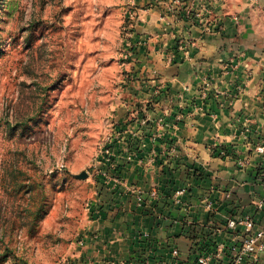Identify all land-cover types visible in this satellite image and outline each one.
Instances as JSON below:
<instances>
[{"label":"rangeland","instance_id":"rangeland-1","mask_svg":"<svg viewBox=\"0 0 264 264\" xmlns=\"http://www.w3.org/2000/svg\"><path fill=\"white\" fill-rule=\"evenodd\" d=\"M157 8L197 25L189 0H0V264L94 263L84 243L120 178L126 91L158 87L142 32ZM188 43L157 53L175 63Z\"/></svg>","mask_w":264,"mask_h":264},{"label":"crops","instance_id":"crops-1","mask_svg":"<svg viewBox=\"0 0 264 264\" xmlns=\"http://www.w3.org/2000/svg\"><path fill=\"white\" fill-rule=\"evenodd\" d=\"M189 6L197 25L177 17L167 25L160 8L142 16L156 18L142 32L153 35L146 62L155 65L158 87L126 91L137 108L112 141L120 178L102 205L108 214L96 215L84 243L82 256L93 264L165 263L173 248L180 264L205 255L210 264H232L216 247L240 244L245 229L228 222L264 223V153L257 151L264 144V0ZM181 40L189 42L185 59L171 63L166 51L157 53ZM153 190L158 200L149 198Z\"/></svg>","mask_w":264,"mask_h":264},{"label":"built area","instance_id":"built-area-1","mask_svg":"<svg viewBox=\"0 0 264 264\" xmlns=\"http://www.w3.org/2000/svg\"><path fill=\"white\" fill-rule=\"evenodd\" d=\"M177 121H181V115L177 116ZM145 124V122H143ZM258 153H264V144L257 148ZM107 154L112 157L111 150H107ZM186 193L185 189L176 191L174 200L176 204L182 203V197ZM160 197L159 192L153 190L149 198L151 200H158ZM238 225H241L245 229V236L240 244L232 246L226 249L224 245L216 247L217 254H223L229 252L232 264H257L262 254H264V223L257 225L253 218L245 217L238 220H230L228 222V228L235 229ZM180 251L178 248H173L170 251L169 260L165 263L159 264H180L179 261ZM213 257L209 255L200 256L198 258V264H210ZM147 261V260H146ZM145 264H150L149 260ZM157 264V263H156Z\"/></svg>","mask_w":264,"mask_h":264},{"label":"trees","instance_id":"trees-1","mask_svg":"<svg viewBox=\"0 0 264 264\" xmlns=\"http://www.w3.org/2000/svg\"><path fill=\"white\" fill-rule=\"evenodd\" d=\"M105 201H106V200H105ZM101 208L103 209V206H102V205H101L100 207H98L96 210H100ZM104 209H105V208H104ZM104 211H105V210H104ZM102 213H104V214H105V213H106V211H105V212H101V214H102ZM146 260L148 261L149 259H146ZM140 264H141V262H140Z\"/></svg>","mask_w":264,"mask_h":264},{"label":"water","instance_id":"water-1","mask_svg":"<svg viewBox=\"0 0 264 264\" xmlns=\"http://www.w3.org/2000/svg\"><path fill=\"white\" fill-rule=\"evenodd\" d=\"M87 173H84L83 175H82V178H87Z\"/></svg>","mask_w":264,"mask_h":264}]
</instances>
